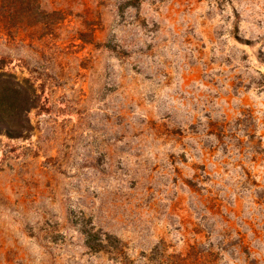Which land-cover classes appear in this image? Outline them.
Returning a JSON list of instances; mask_svg holds the SVG:
<instances>
[{"label":"rangeland","instance_id":"1","mask_svg":"<svg viewBox=\"0 0 264 264\" xmlns=\"http://www.w3.org/2000/svg\"><path fill=\"white\" fill-rule=\"evenodd\" d=\"M37 2L0 18L40 100L0 136V264H264V0Z\"/></svg>","mask_w":264,"mask_h":264},{"label":"trees","instance_id":"2","mask_svg":"<svg viewBox=\"0 0 264 264\" xmlns=\"http://www.w3.org/2000/svg\"><path fill=\"white\" fill-rule=\"evenodd\" d=\"M20 12L31 16L35 23H44L48 16L37 0H0L1 19H13ZM39 101L30 80L0 71V136L12 140L29 137L32 132L29 114L38 107ZM82 234L87 247L94 252L106 251L109 247L117 249L120 245L118 238L105 235L102 239L86 226L82 228Z\"/></svg>","mask_w":264,"mask_h":264}]
</instances>
